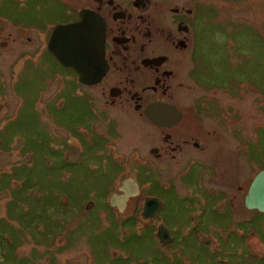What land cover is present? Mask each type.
<instances>
[{
  "label": "rangeland",
  "instance_id": "374dc122",
  "mask_svg": "<svg viewBox=\"0 0 264 264\" xmlns=\"http://www.w3.org/2000/svg\"><path fill=\"white\" fill-rule=\"evenodd\" d=\"M60 2L0 0V264H264V214L243 205L248 183L264 169V0H194L203 19L193 68L210 81L226 79L237 95L206 89L221 118L212 120L218 130L204 171L191 175L201 185L173 173L161 178L180 195L193 185L200 201L178 209L166 195L156 219L169 227L183 222L186 230L184 238L173 231L163 254L148 229L145 242L132 237L122 220L132 206L119 217L105 202L122 173H137L135 158L153 143L131 113L113 109L85 122L87 101L74 74L46 51L53 25L71 16ZM89 129L103 139L86 150L94 165L64 160L78 157L76 150L63 154V141L75 146L73 138L91 137ZM218 190L229 194L232 208L216 205ZM88 202L94 206L86 210Z\"/></svg>",
  "mask_w": 264,
  "mask_h": 264
},
{
  "label": "flooded vegetation",
  "instance_id": "af4514ba",
  "mask_svg": "<svg viewBox=\"0 0 264 264\" xmlns=\"http://www.w3.org/2000/svg\"><path fill=\"white\" fill-rule=\"evenodd\" d=\"M62 5L66 7L63 15L71 12V16L61 22L58 21L53 27L78 21L82 9L97 13L103 20V57L106 68L100 78L92 84L79 82L76 71L58 63L46 48L56 63L74 74L75 81L81 88L80 96L87 101L85 122L89 125L90 121L98 120L100 118L98 116L113 109L131 113L137 116L146 129L144 141L153 143V146L147 149L148 155L138 153L135 158L137 173L132 176H123L122 173L117 178V184L116 179L111 186L108 201L106 198L105 202L120 217L117 209L110 206L109 197L118 190L124 179H133L138 185L139 193L129 198L125 211H128L130 206L132 209L134 206L137 208L140 206L141 218L146 222L153 220L147 229L154 240V247L163 254L164 250L174 244L173 231L182 230L184 238L186 230L183 222H179V226L167 222L170 229L165 221L156 219L157 214L165 208L166 195L174 200V207L178 209L185 207L187 210L194 209L200 201L196 200L198 190L193 185L185 195H180L173 189V184L168 179L162 183L161 178L164 174L173 173V178L182 181L188 177L190 180L187 181L194 184L195 180L191 179V175L197 167L199 172L204 171L203 161L208 157L211 139L218 130L219 122L212 120L221 118L219 109L214 108L215 105H221L214 98L208 97L206 89L214 91L231 89V93L237 95L236 87L228 81L226 83V79H222L220 83L210 81L193 68V62L198 61V55L201 53L195 42L200 28L199 20L203 19L198 15L194 0H75L73 4ZM1 25L3 28L4 24ZM18 30L26 32L23 28ZM15 37L13 39L17 38ZM25 37L29 40L27 36ZM95 101H98V106H93ZM155 103H164L174 109L171 119L161 118L166 123H153L145 115V108ZM88 131L91 137H87L89 134L79 132L80 141L77 139L79 137L73 138L75 146L68 143L72 142L68 141L71 139L63 141V154H66L64 148L67 151L76 150L78 157L66 156L64 160L79 163L83 159L90 168L94 165L91 159H88L86 150L91 149L92 141L100 140L99 143L103 144L101 141L103 139L95 137L91 129ZM145 152L146 149L143 153ZM195 183L201 185L200 179ZM152 189L158 190L159 193L153 194ZM218 192L223 198L217 200L216 205L222 203L223 206L227 204L232 208L233 202L229 194L224 195L220 190ZM146 197H155L162 202L160 210L148 219L141 215ZM188 201L191 205H183ZM202 202L205 201H201V204ZM93 206L94 202H88L86 210ZM252 211L258 213L256 210ZM159 224L168 228L171 241L167 246L160 244L157 234ZM143 238L137 241L145 242Z\"/></svg>",
  "mask_w": 264,
  "mask_h": 264
},
{
  "label": "water",
  "instance_id": "95a60500",
  "mask_svg": "<svg viewBox=\"0 0 264 264\" xmlns=\"http://www.w3.org/2000/svg\"><path fill=\"white\" fill-rule=\"evenodd\" d=\"M79 17L78 21L55 25L47 39L46 48L62 66L76 71L79 82L92 84L106 68L103 20L97 13L87 9L80 10ZM144 113L153 123H163L165 121L161 118L171 119L174 109L164 103H155L148 105ZM138 193L137 183L126 178L118 190L111 194L109 204L123 213L129 198ZM244 206L264 214V169L258 171L251 180L244 196ZM161 207L162 202L158 198L146 197L141 215L144 219L151 218ZM157 234L160 244L167 246L170 243L168 228L163 224L158 225Z\"/></svg>",
  "mask_w": 264,
  "mask_h": 264
},
{
  "label": "trees",
  "instance_id": "16d2710c",
  "mask_svg": "<svg viewBox=\"0 0 264 264\" xmlns=\"http://www.w3.org/2000/svg\"><path fill=\"white\" fill-rule=\"evenodd\" d=\"M133 208L134 209H131V212L126 214V216H124L122 220L132 226L133 231L131 235L137 241L143 238V236L146 234V231H147L146 229L148 225L151 224L153 220H150L148 222L144 221L140 216L141 207L138 206L137 208L136 206H134ZM194 219H195V216L192 215L190 216L189 220L194 221Z\"/></svg>",
  "mask_w": 264,
  "mask_h": 264
}]
</instances>
